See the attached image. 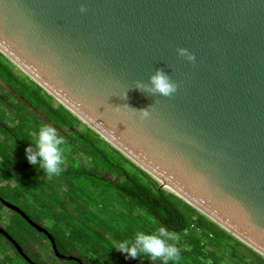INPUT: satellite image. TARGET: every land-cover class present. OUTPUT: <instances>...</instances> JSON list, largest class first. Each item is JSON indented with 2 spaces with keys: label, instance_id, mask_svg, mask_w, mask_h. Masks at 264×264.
<instances>
[{
  "label": "water",
  "instance_id": "water-1",
  "mask_svg": "<svg viewBox=\"0 0 264 264\" xmlns=\"http://www.w3.org/2000/svg\"><path fill=\"white\" fill-rule=\"evenodd\" d=\"M0 52L264 257V0H0Z\"/></svg>",
  "mask_w": 264,
  "mask_h": 264
},
{
  "label": "trees",
  "instance_id": "trees-1",
  "mask_svg": "<svg viewBox=\"0 0 264 264\" xmlns=\"http://www.w3.org/2000/svg\"><path fill=\"white\" fill-rule=\"evenodd\" d=\"M0 55L3 56L1 53ZM0 65H4L1 59ZM10 73L12 74L11 71ZM12 75L16 76L15 73ZM27 82L24 88L29 94L24 99L29 100V104H32L30 101L36 102L56 127L75 135L87 147L93 162L105 164V175L99 177L94 174V177L99 178L103 183L105 187L103 193L107 194L108 200L113 199L126 209L117 213V204H112V208L109 207L108 210L102 208L104 213L96 214L99 219L94 222L95 225L91 230L87 227L84 228L87 230H79L69 226L70 239L79 250L85 252L86 258L93 257L91 264H99V256L103 255H110L112 263L101 264H152L146 255L135 259L126 258V254L117 252L113 246L119 241L134 238L137 231L153 233L161 227L177 237L170 243H174L180 249V259L175 262L170 261L169 264H264L263 256L178 196L160 189L161 185L158 181L114 147L108 144L115 156L102 151L96 142H107L101 139L99 134L88 129L79 118L34 81L28 79ZM19 126L23 127L24 124L20 123ZM81 126L87 128V132L94 136L93 140L80 131ZM62 168L64 173L70 172L72 176L86 175L84 171L70 170L64 166ZM73 206L71 203L68 208L71 210ZM70 210L67 209L66 212ZM111 210L117 213L118 222L111 220L113 215ZM87 214L92 215L91 212ZM98 225L101 226L97 227ZM61 240L65 242L66 237L62 236ZM108 243L112 248H106ZM63 246L65 247V244ZM156 264H160V261Z\"/></svg>",
  "mask_w": 264,
  "mask_h": 264
},
{
  "label": "rangeland",
  "instance_id": "rangeland-1",
  "mask_svg": "<svg viewBox=\"0 0 264 264\" xmlns=\"http://www.w3.org/2000/svg\"><path fill=\"white\" fill-rule=\"evenodd\" d=\"M0 59L4 64L0 65V133L3 135L0 137V152L3 153L1 154L3 160H0V172L2 173L0 178L6 182L5 190L24 192L30 202L31 211L35 210L41 217L50 214L49 217L55 222H60L64 228L74 226L79 230H87L84 229L85 227L91 230L95 225L94 222L99 219L96 214L99 215L100 212L103 214L102 208L108 210L109 207L112 208V204H117V213L122 211L124 207L113 199L108 200L107 194L103 193L105 190L103 183L99 178L94 177V174L99 177L105 175V164L93 162L87 147L72 133H66L56 127L36 102L30 101L32 104H29V100L24 99L29 94L24 86L25 82L28 84V79H32L5 55H0ZM71 122L73 123L72 120ZM20 123L24 126L18 127ZM4 125L10 127L12 132L4 129ZM43 125L56 129L58 135L65 141L61 146L64 149L65 163L63 166L70 170L84 171L86 175L72 176L70 172L64 173L62 170L58 176H49L39 164H29L26 158V146L33 147L32 141H35L38 129ZM87 128L90 127L87 126ZM87 128L81 126L80 131L93 140L94 136L87 132ZM100 138L103 139L101 136ZM96 144L105 153L115 156L108 142L98 141ZM71 203L74 206L70 210L68 207ZM67 209L70 211L66 212ZM90 212L92 215L87 214ZM112 213L111 220L118 222L117 213L115 211ZM110 245L108 243L106 248H112ZM109 257L110 255L99 256V264L112 263Z\"/></svg>",
  "mask_w": 264,
  "mask_h": 264
},
{
  "label": "flooded vegetation",
  "instance_id": "flooded-vegetation-1",
  "mask_svg": "<svg viewBox=\"0 0 264 264\" xmlns=\"http://www.w3.org/2000/svg\"><path fill=\"white\" fill-rule=\"evenodd\" d=\"M3 128L12 132L6 125ZM5 184L0 178V264H91L93 257L86 258L79 252L68 228L48 215L41 217L31 211L26 194L5 190ZM62 236L66 237L65 242Z\"/></svg>",
  "mask_w": 264,
  "mask_h": 264
},
{
  "label": "clouds",
  "instance_id": "clouds-1",
  "mask_svg": "<svg viewBox=\"0 0 264 264\" xmlns=\"http://www.w3.org/2000/svg\"><path fill=\"white\" fill-rule=\"evenodd\" d=\"M87 9L81 6L83 13ZM178 54L186 57L188 61H194L195 56L187 49H179ZM152 90L164 97H169L177 90V84L172 82L163 72L158 71L151 77ZM147 117L149 112L142 111ZM65 141L60 137L53 127L43 125L38 129L35 141H32L33 147L25 149L26 158L29 164L37 165L49 176H58L62 172L64 159V149L61 147ZM177 237L163 227L153 233L137 231L134 238L125 239L117 242L113 249L117 252L126 254V258H137L146 255L150 258L152 264L160 261V264H169L180 259V249L170 241H175Z\"/></svg>",
  "mask_w": 264,
  "mask_h": 264
}]
</instances>
